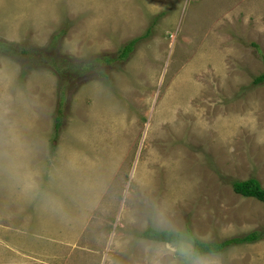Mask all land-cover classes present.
Here are the masks:
<instances>
[{
  "label": "rangeland",
  "instance_id": "rangeland-1",
  "mask_svg": "<svg viewBox=\"0 0 264 264\" xmlns=\"http://www.w3.org/2000/svg\"><path fill=\"white\" fill-rule=\"evenodd\" d=\"M263 69L264 0H0V72L37 162L105 185L63 222L0 189V264H157L173 244L140 232L158 216L201 241L264 229V202L232 187H264ZM216 253L264 264V235Z\"/></svg>",
  "mask_w": 264,
  "mask_h": 264
},
{
  "label": "clouds",
  "instance_id": "clouds-1",
  "mask_svg": "<svg viewBox=\"0 0 264 264\" xmlns=\"http://www.w3.org/2000/svg\"><path fill=\"white\" fill-rule=\"evenodd\" d=\"M12 80V76L0 72V189L35 203L40 211L62 222L71 219L72 204L86 216L97 207V198L105 191L103 181L82 173L71 163L45 173L37 162V144L23 119L24 105L11 94ZM156 222L170 233L173 244L172 251L154 246L157 264L163 258L171 261L173 257L176 264H222L218 253L199 247L197 240L179 224L164 216H158Z\"/></svg>",
  "mask_w": 264,
  "mask_h": 264
},
{
  "label": "trees",
  "instance_id": "trees-1",
  "mask_svg": "<svg viewBox=\"0 0 264 264\" xmlns=\"http://www.w3.org/2000/svg\"><path fill=\"white\" fill-rule=\"evenodd\" d=\"M141 38V36H140ZM140 38H135L131 40L130 45H127L126 47L123 48L122 50V55L124 56L127 54L130 49H131V44L139 40ZM28 50H23V52H27ZM98 60V58H96ZM82 70H85L83 67H81ZM71 78V77H69ZM264 80V69L263 71L258 75L255 76L252 80V83L258 84L261 81ZM232 187L233 190L243 196H248V197H254L262 202H264V187L261 185V183L256 179L255 177H250L244 180H233L232 181ZM185 233L188 232V229L184 231ZM264 235V229H260L259 231L257 229H254L252 231H249L247 234L241 235V236H236V237H231L229 239H225L220 242H215V241H201L197 238L198 246L203 248V249H211L215 252H219L223 247H225L228 244L231 243H242V242H256L261 237ZM140 237H143L145 239H151L154 241H159V242H170V233H168L164 229H156L153 226H148L146 229H144L142 232H140Z\"/></svg>",
  "mask_w": 264,
  "mask_h": 264
},
{
  "label": "crops",
  "instance_id": "crops-1",
  "mask_svg": "<svg viewBox=\"0 0 264 264\" xmlns=\"http://www.w3.org/2000/svg\"><path fill=\"white\" fill-rule=\"evenodd\" d=\"M71 219H73V217H71ZM66 226L68 227V229H72V226L71 225L67 224Z\"/></svg>",
  "mask_w": 264,
  "mask_h": 264
}]
</instances>
